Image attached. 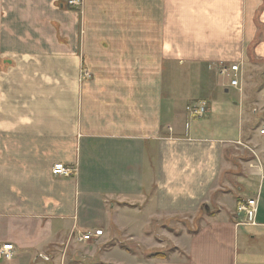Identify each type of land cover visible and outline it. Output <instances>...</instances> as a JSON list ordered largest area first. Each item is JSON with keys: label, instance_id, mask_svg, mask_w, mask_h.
Here are the masks:
<instances>
[{"label": "crops", "instance_id": "0c3cea01", "mask_svg": "<svg viewBox=\"0 0 264 264\" xmlns=\"http://www.w3.org/2000/svg\"><path fill=\"white\" fill-rule=\"evenodd\" d=\"M66 2L0 0L4 264H264V0Z\"/></svg>", "mask_w": 264, "mask_h": 264}, {"label": "built area", "instance_id": "2783aa9c", "mask_svg": "<svg viewBox=\"0 0 264 264\" xmlns=\"http://www.w3.org/2000/svg\"><path fill=\"white\" fill-rule=\"evenodd\" d=\"M83 0H67V7L72 10H79L82 6ZM221 75L229 78V86L232 88H237L239 86L240 66L238 64H231L222 66L220 68ZM87 75V73H84ZM206 103L200 102L194 104L188 108L189 115L192 118H201L206 113ZM259 134L264 138V128L259 130ZM51 173L54 176L69 178L74 174V169L72 167L66 166L62 163H55L51 168ZM236 213L242 214L245 223L253 224L255 223L256 213H257V200L255 198H248L240 201L236 206ZM102 235L101 230H96L92 233L81 234L77 241L78 242H88L93 239V237H99ZM13 246L11 244H4L0 247V260L9 261L12 257Z\"/></svg>", "mask_w": 264, "mask_h": 264}, {"label": "rangeland", "instance_id": "374dc122", "mask_svg": "<svg viewBox=\"0 0 264 264\" xmlns=\"http://www.w3.org/2000/svg\"><path fill=\"white\" fill-rule=\"evenodd\" d=\"M261 71L262 70H260V72ZM260 72H258V74L256 75V79L259 78L261 79L262 74H260ZM88 230L90 231L91 229ZM82 248H83L82 244L79 243L77 244L75 249H71V250L68 249L64 253L67 264H99L101 263L99 259L106 260L107 262L114 264H137V262L133 257H126L125 255H122L119 251L118 252L111 251L108 252L107 254L102 255L104 250L108 249V246L100 248L99 250H97V252L95 251L96 253H93L92 251L91 253H89L88 251H85ZM130 250H132L131 252H134L136 251V248L131 247ZM70 260L72 261L70 262ZM4 263H6L5 260H0V264H4Z\"/></svg>", "mask_w": 264, "mask_h": 264}]
</instances>
